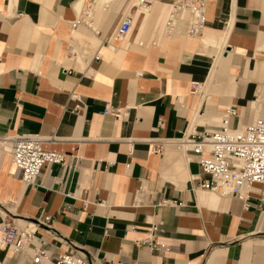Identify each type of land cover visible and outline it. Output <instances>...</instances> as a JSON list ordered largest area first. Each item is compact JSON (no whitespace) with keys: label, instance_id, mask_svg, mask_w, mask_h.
Instances as JSON below:
<instances>
[{"label":"crops","instance_id":"obj_1","mask_svg":"<svg viewBox=\"0 0 264 264\" xmlns=\"http://www.w3.org/2000/svg\"><path fill=\"white\" fill-rule=\"evenodd\" d=\"M166 1L89 0L93 31L70 26L86 0H0V140L53 135L43 147L65 157L26 185L0 148V223L50 216L91 264H264L262 186L248 209L198 189L195 154L169 142L216 131L228 106L231 128L264 120V0H207L199 38L183 24L164 35ZM128 13L131 32L115 38ZM152 225L156 250L136 244ZM0 264L32 263L0 248Z\"/></svg>","mask_w":264,"mask_h":264},{"label":"built area","instance_id":"obj_2","mask_svg":"<svg viewBox=\"0 0 264 264\" xmlns=\"http://www.w3.org/2000/svg\"><path fill=\"white\" fill-rule=\"evenodd\" d=\"M132 8H149L162 0H134ZM207 0H167V17L164 23V34L172 35L180 24L184 25V33L188 37L199 38L204 29V17ZM108 8L106 5L103 10ZM94 12L89 5H82L70 22L72 29L84 25L94 31ZM133 14L122 16L113 29L115 38H122L132 30ZM198 84L191 83L190 94H196ZM78 107H76L77 109ZM103 114H109L115 119L125 115V110L106 108ZM228 116H237L233 106L226 107L221 114L220 126L216 131L196 138L185 135L186 149L195 154L193 158L198 172L196 187L208 190L219 196H231L242 202L243 209H248L247 193L254 184L262 186L258 200L264 196V120L254 118L244 126L231 128L227 124ZM56 141L53 135L42 136L37 133L8 135L0 140V146L11 159L12 164L20 173L21 181L30 185L35 182L44 166L52 164L63 165L65 157L62 153L47 150L43 145ZM183 142H179L182 146ZM156 151H159L157 148ZM129 164L125 165L127 169ZM204 176V177H202ZM96 205L107 213L106 200H98ZM133 229V227H131ZM42 231V232H41ZM155 225H152L148 237L136 241L138 246H146L149 250L159 249L153 239ZM54 243H64L71 249L62 253H52L49 247ZM0 248H7L13 255L29 253L32 264L42 260L49 264H91L83 251L63 237L54 226L50 216H43L19 227L15 223L3 220L0 223Z\"/></svg>","mask_w":264,"mask_h":264},{"label":"bare ground","instance_id":"obj_3","mask_svg":"<svg viewBox=\"0 0 264 264\" xmlns=\"http://www.w3.org/2000/svg\"><path fill=\"white\" fill-rule=\"evenodd\" d=\"M88 1L89 0H86V2H84L82 5H88ZM135 4V1L134 0H132V2H131V4H130V6L129 7H131L132 5H134ZM82 7V6H81ZM150 8H137L136 10L137 11H141V12H148V10H149ZM208 82H209V78H208ZM185 141H187L186 140V138L184 137V138H181V139H178V140H173V141H169L170 143H172V144H175V145H177V144H179V142H183L182 144V146L181 147H183V148H185L186 147V145H185ZM2 150H5V147H3L2 148Z\"/></svg>","mask_w":264,"mask_h":264},{"label":"rangeland","instance_id":"obj_4","mask_svg":"<svg viewBox=\"0 0 264 264\" xmlns=\"http://www.w3.org/2000/svg\"><path fill=\"white\" fill-rule=\"evenodd\" d=\"M93 26H94V28H96L97 27V25H96V23H95V17H94V20H93ZM163 35V34H162ZM165 35V34H164ZM0 148H2V146H0Z\"/></svg>","mask_w":264,"mask_h":264}]
</instances>
